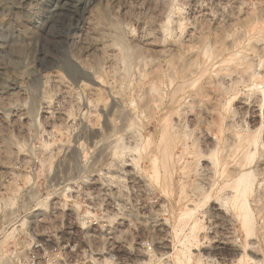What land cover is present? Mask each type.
I'll return each mask as SVG.
<instances>
[{
  "label": "rangeland",
  "instance_id": "obj_1",
  "mask_svg": "<svg viewBox=\"0 0 264 264\" xmlns=\"http://www.w3.org/2000/svg\"><path fill=\"white\" fill-rule=\"evenodd\" d=\"M251 11L263 15L264 0H0V264H27L32 250L34 264H235L241 254L244 264H264V83L230 88L237 74L220 71L233 67L222 61L234 52L254 65L260 58L227 51L208 74L194 70L196 82L187 88L168 84L167 76L190 57L188 45L219 29L224 41L238 36L241 47L254 43L243 26ZM96 12L104 25L95 22ZM262 42H255L260 49ZM123 51L125 62L118 57ZM156 68L163 75L162 107L148 81ZM208 78L220 81L222 92ZM176 84L186 89L172 105ZM199 87L205 96L196 95ZM221 117L224 136L260 132L249 198L254 247L213 194L198 207L205 229L190 247V261L178 263L188 232L178 217L200 195L196 186L211 183L207 154L216 138L208 127ZM166 121L187 145L174 147L183 155L180 162L174 155L172 192L153 182L150 163L136 151L147 142L153 151Z\"/></svg>",
  "mask_w": 264,
  "mask_h": 264
},
{
  "label": "bare ground",
  "instance_id": "obj_2",
  "mask_svg": "<svg viewBox=\"0 0 264 264\" xmlns=\"http://www.w3.org/2000/svg\"><path fill=\"white\" fill-rule=\"evenodd\" d=\"M258 13H256L255 11H251L248 14V16H247V18L245 20V24H243V26L245 25L247 31L250 32L251 35L253 36V37L251 36L252 39L251 38L250 39L248 38V39L249 40H254L255 39V42H258L259 40H261V41L264 40V14L262 15V14H260V13L258 14ZM96 19H97V21L95 20V22H97L100 25H104V24H102L103 21H104V15L102 14V12L101 13H97ZM240 23H242V21ZM105 24H106V22H105ZM245 36H248L247 33H246ZM224 39H225V31L223 29H219L218 32L213 35V38L212 39L207 38V37H202L201 40H200V42L198 41L199 42L198 46H196L195 44L194 45H188L186 47L187 48L186 51L187 52L188 51L190 52V54H191L190 57L188 56L189 58H186V60L183 59L184 61L182 63H179L180 65H178L177 68H175L173 66L171 67L172 68L171 73L168 72L169 75L167 74L168 81H169L168 84L171 83V82L173 83L174 80H177V81L182 82V84L186 83V85H185L186 88L188 86H193L194 85V82H196V79L195 80L192 79L193 78L192 75L194 74V70H196V72L199 74V76L205 75L207 72H209L210 66L213 63L221 60L222 57L227 53V51L229 52V51H238V50L243 51V50H245L247 52L248 50H250V52L252 51L254 54H256L258 56V58H260L259 61H257L258 62L257 65L264 66V58H263V56H264V49H260L259 47H257L255 42H254L255 44L254 43H249V44L247 43L248 44L247 47L245 48L244 47L245 45H244L243 46L244 48H243V47H241V41H240V39H239L238 36L235 37V38H233L231 42L230 41H227V40H226L227 41L226 42V41H224ZM225 42L227 44H228V42H230V43H229V45H226ZM250 42H252V41H250ZM116 44H118V42ZM122 49H124V48L123 47L120 48V50H122ZM239 53L240 52H237L236 54L238 55ZM236 54L234 52L233 55H229L231 57L230 59L228 58L229 60H226L227 58H225V61H222L223 63L224 62H227V63L228 62H233V64H231V65H233V67L230 66L231 68L229 67L228 69H227V67H226V69L225 68L223 69L222 67H220L221 68L220 71H226V75H228V76L229 75L231 76L232 73L237 74V78H234V80L228 85V87L232 88V84H235V86H236V83L239 82V81H242V82H248V81L250 82L251 81L253 84H257V86H259L258 85L259 83H262V82L264 83V73L263 74H260V73L258 74V73L255 72L256 69L254 70V66L256 64L255 65L252 64L251 62H253V61H251V62L247 61L246 57L242 55L243 52L241 54L242 56L239 55L241 57L237 56V58H236L235 57ZM245 54L246 53L244 52V55ZM118 57L120 58V60L122 62H125L126 59H127V57H128V54H127V52L125 53L123 51L122 53H120V56L118 55ZM181 58L182 57H181V54H180V55L176 56V58H174V59L172 58V59L176 63L177 60L179 62H181L180 61ZM206 61H208V62H206ZM205 62H206V64H205ZM170 63L171 62H169V64ZM150 71H149V73H150V75H151L150 77L152 79L151 78H150L151 80L148 79L149 84H150L149 86H150L151 91H154V92L158 93V94H154L153 93V96L156 97L158 95L157 100L159 101V106L162 107L163 105H165L162 102V100H163V98H162L163 97V95H162L163 92L160 89L161 84L163 83V75L158 72V69L157 68L156 69H152ZM213 71H214V69H213ZM145 75H144V77H145ZM209 75H210V73H209ZM141 77H143V75ZM209 80H211V79L208 78V81L207 82L209 84H211L216 90L222 92V90H223L224 87H223V85H221V82L220 81H219V83H216V82H212V81H209ZM182 84H176L175 86H178V87L176 89H174V91L171 93L170 103H172V105H173L174 102L177 101L179 94L182 93V92L184 93V90L186 89L185 86L182 85ZM260 85H262V84H260ZM147 86H146V88H147ZM143 90H144L143 92L146 91L145 88H143ZM218 91H217V94H218ZM160 92H162V93H160ZM260 92H261V94L264 92V87L260 90ZM205 93H206V91L203 88H201V87H199L198 90L196 91V95H199L200 97L205 96ZM148 96H147V98H148ZM147 98L145 100H147ZM262 98H263V96H262ZM147 102H148V100H147ZM154 103H155V101H154ZM148 105L150 106V104H148ZM142 106L145 107L146 105L143 104ZM147 107H146V110H145L146 112H147V110H150V107L148 109H147ZM151 112H152V110H151ZM170 115H171V113H170ZM149 116H150V114H149ZM219 116H221V115H219ZM169 117L167 116V120H168ZM170 119H172V118H170ZM170 119L168 121H170ZM168 121H166L165 123H167ZM170 122H168L165 126H163L162 130L160 131L159 138L156 141V142H158V144L155 143L156 146H154V150L153 151L149 152L150 150H148V149H150V148H148L149 147L148 142H147L146 146L145 145L144 146L142 145L143 147H140L141 144L138 145L139 144V142H138L137 145L139 146V148L136 147L137 148L136 151L138 152V159H140V160L143 159V155H144V157L150 163V166H151L150 169H152V175H151V177L153 179V182H155V184H159V185L163 186L162 189H165V190H169L170 189L169 192H172V187H173L172 176H173V171L176 169L175 168V162H176V160H178L180 162L179 158L183 155V152H180L178 155H175V153H174V147H176V145L179 143L180 144V147H182L183 150H186L187 149V145H185V142L186 141L184 142L183 139L176 138V136L178 135V131H177V133H176L177 135H176L175 134L176 131H174L175 129L172 128V131L175 134V138H174L173 132L170 131L171 130V128L169 127V123ZM174 122H175V120H174ZM222 122H223L222 117L221 118H218L217 121L214 120V122H212L211 126L208 127L209 130L212 133H214L215 138H216V140H214L216 142H214L213 145L210 146L211 148L208 147L210 150H208L209 151L208 154H207L208 156L206 155L207 158H208V162H209L207 164V169L206 170H207L208 173H210V175H209L210 178H212V180H209V183H210V181H211V183L208 185L207 188H204V187L202 188L201 186H199V185L196 186V184H195L196 189H198V190L201 191L200 192V195H196L195 198L190 199L191 200V203H192V207L186 208V205L183 204L185 206V209H182L180 211V214H179V217H178L179 218V221H182V222H185L186 224H188V225H186V226H188V230H187L188 232L186 234L183 233V234H185L184 236H182L183 237V240L181 241L180 238L179 239L177 238V240L181 241L180 243H181V246H182L181 247L182 249L179 247L180 250L177 249V247H175L177 250H179V252H178L179 253V256L176 255V258L179 260V261L177 260L178 263L179 262L180 263H185L184 262L185 261L184 258H187V260L190 261L191 256L188 255V253L190 251V247H192V245H197L199 243V240L200 239L198 240V238H197V235L198 234L197 233L200 230H203V228H204L203 227L204 223L202 225L201 224L202 221L196 215V213L198 211V207L203 202L211 199L213 194H214L215 199L218 202V204L221 207H223L226 212H231L232 213L234 222H236L237 224H239L240 229L243 232V236L245 238L244 239L245 240V244L246 245H250L251 248H252V246L254 244L253 241L249 240V238H251L252 236L255 235V227L254 226L256 224L255 223V218H254V210H253V208L251 206L252 204H250L252 201L250 202V199L249 198H250V196L253 195L252 194L253 193V186L255 185L254 184V182H255L254 180H255L256 176H255V171L253 170L254 168L252 167V163L253 164L255 163L253 161H254V158H255V155H256V152H257L256 149H257V146H258V143H259V141H258V135L257 134L260 133V132L258 131V133H256L257 130H256V132H254V130L253 131H251V130H249V131L247 130L246 131V130H243V129H242L243 130V132H242L240 129L235 128L237 130H235V132H233L234 131L233 130L232 131L233 133H231V135H227L228 132L230 131V130H228V132H226L227 134H225L227 136H224V134H223V132H224L223 129L224 128L222 127ZM172 125H173V123H172ZM175 125H176V123H175ZM226 126L229 128V125H226ZM260 126H262V124H260ZM250 129H251V127H250ZM226 130H227V128H225V131ZM189 131L190 130H187V132H189ZM193 137H195V136H193ZM149 138H150V136H149ZM194 140L195 139H193V141ZM259 140H260V138H259ZM152 143L153 142H151V144ZM142 152H143V154H142ZM196 153H198V152H195L194 157H197L196 156ZM174 155L176 156V160L174 159V157H175ZM237 156H238V158H237ZM228 160H232L234 162V164L231 166L230 163L228 162ZM184 167L187 168L188 166L184 165ZM184 167H182V168H184ZM192 167H193V165H192ZM183 189H184L183 187L180 188V190H183ZM185 191H187V190H185ZM165 194H167V193H165ZM169 194L171 195V193H169ZM182 196H180L179 199L177 197L178 202L183 201V199H184L183 197L185 195L183 197ZM258 209L259 208H257V210ZM221 211H222V209H221ZM259 215H260V213H259ZM176 222H177V219H176ZM232 225H234L233 224V221H232ZM262 227H264V226L262 225ZM177 228H178V226H177ZM175 232H180L181 233V230L180 231H175L174 230V233ZM260 235H261V233L259 231V236ZM203 237H205V236H203ZM260 237H263V236H260ZM252 240H253V238H252ZM241 246H243V245H241ZM230 248H232V247H230ZM242 249H244V248H242ZM232 250H233V248H232ZM243 253H245V252H243ZM193 256L194 255H192V258H193ZM240 256L241 257L240 258L238 257V259L236 260L235 264H244L245 263L246 259H245L244 254L243 255L241 254ZM222 263H224V262H222ZM194 264H199V263H198V261H196V263H194Z\"/></svg>",
  "mask_w": 264,
  "mask_h": 264
},
{
  "label": "built area",
  "instance_id": "obj_3",
  "mask_svg": "<svg viewBox=\"0 0 264 264\" xmlns=\"http://www.w3.org/2000/svg\"><path fill=\"white\" fill-rule=\"evenodd\" d=\"M33 253H34L33 250L29 253V258H27V260H26L27 264H34V256H33Z\"/></svg>",
  "mask_w": 264,
  "mask_h": 264
}]
</instances>
